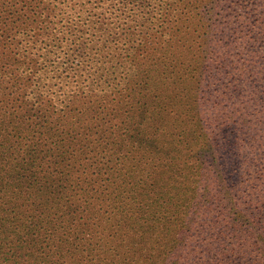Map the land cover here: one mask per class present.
<instances>
[{"label": "trees", "instance_id": "trees-1", "mask_svg": "<svg viewBox=\"0 0 264 264\" xmlns=\"http://www.w3.org/2000/svg\"><path fill=\"white\" fill-rule=\"evenodd\" d=\"M0 264H264V0H0Z\"/></svg>", "mask_w": 264, "mask_h": 264}]
</instances>
